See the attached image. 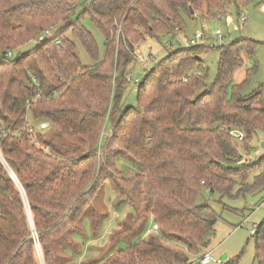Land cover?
Instances as JSON below:
<instances>
[{
  "label": "trees",
  "instance_id": "1",
  "mask_svg": "<svg viewBox=\"0 0 264 264\" xmlns=\"http://www.w3.org/2000/svg\"><path fill=\"white\" fill-rule=\"evenodd\" d=\"M243 1L0 0V264L74 261L68 253L80 248L72 249L70 235L80 232L87 210L97 232L94 199L104 183L186 253L141 237L90 264H189L217 221L203 192L222 201L264 188V156L241 164V151L264 139V88L244 92L253 69L233 81L256 41L167 43V56L138 85L136 104L121 108L140 44L170 38L179 45L174 37L186 21L220 19ZM85 18L104 38L102 55ZM75 42L92 66L79 61ZM211 51L218 59L207 83L201 56ZM107 120L112 130L103 138ZM119 158L136 165L132 178L118 171ZM252 239L254 261L264 264V220Z\"/></svg>",
  "mask_w": 264,
  "mask_h": 264
},
{
  "label": "rangeland",
  "instance_id": "2",
  "mask_svg": "<svg viewBox=\"0 0 264 264\" xmlns=\"http://www.w3.org/2000/svg\"><path fill=\"white\" fill-rule=\"evenodd\" d=\"M237 5L238 8L234 5L229 6L226 14L220 19L206 21L205 18L196 17L194 20L186 21L187 26L184 32L178 33L175 35L176 38L174 37L179 45L170 38L160 41L146 39L140 44L137 49V58L129 66L121 108L125 109L136 104L138 85L142 82L145 74L167 56L169 50L167 43H170L174 49L190 48L193 45L188 42L193 40L196 31L204 33L203 39L198 41L197 45H205L211 48L247 38L256 41L253 57L249 59L243 55V65L235 70L233 81L235 84L242 82L246 71L253 69L254 73L251 75L244 92L250 93L259 87L264 88V0H244L238 2ZM239 13H242L247 19L245 24L239 23ZM202 24L204 25L203 28ZM81 25L94 37L99 53L102 55L104 43L102 34L90 24L87 18L81 21ZM59 27L60 25L54 30ZM216 29L222 32L220 39L214 33ZM34 45V42L28 43L20 47L16 53L29 51ZM75 45L76 56L82 65L92 66L93 62L81 44L75 42ZM201 57L208 69L207 83H210L216 75L218 54L211 51ZM192 74L197 75L196 72ZM30 124L29 126L32 128V123ZM45 126L47 127V124ZM104 128L105 130L101 134L105 135L103 138L112 130L111 121L107 120ZM261 141L264 139L254 138L249 145L248 152L241 151V164L248 162L250 164L260 156H264V150L260 147ZM116 166L124 178H132L137 171L135 164L121 158L117 161ZM203 197L216 213L217 221L213 231L207 237L208 246L198 254L189 257L195 259L205 252H210L216 260L212 264H231L232 262L235 264H256L251 230L264 220V188L255 193L233 199H222V201L217 194L208 195L203 192ZM94 208L99 221L97 232L93 231L91 210H87L79 225L80 232L70 235L72 249L80 248L78 254L69 251L68 257L76 258L70 264H90L94 259L126 249L141 237H155L162 243L165 242L163 244L166 246L180 253H186L183 246L166 242L160 229L156 233L151 232L153 222L144 215L143 208L135 210L126 201L121 200L108 183H104L98 188L94 199Z\"/></svg>",
  "mask_w": 264,
  "mask_h": 264
},
{
  "label": "built area",
  "instance_id": "3",
  "mask_svg": "<svg viewBox=\"0 0 264 264\" xmlns=\"http://www.w3.org/2000/svg\"><path fill=\"white\" fill-rule=\"evenodd\" d=\"M238 21H239L240 24H245L247 22V19L242 15V13H239V15H238ZM203 27H204V25L202 24V28ZM214 33L217 36V38L220 39L222 37V32L219 29H216ZM49 35L50 34L48 32H45L43 35L40 36L39 40H44L47 37H49ZM203 37H204V33L203 32L196 31L194 33L193 40H190L188 43H190V45L196 46L197 45V42L200 41V40H202ZM8 56H11V53H8ZM230 134L233 137H235V139L238 142H241L243 140V133L242 132L232 131V132H230ZM254 229L255 228H252V230H251V233L252 234L254 233ZM157 231H158V226L155 223H153L152 226H151V232L156 233ZM34 243H35V246H36V248L38 250V245H37L36 239L34 240ZM215 261L216 260L212 257V255H211L210 252H205L200 257H198L197 259L191 261L189 264H212Z\"/></svg>",
  "mask_w": 264,
  "mask_h": 264
},
{
  "label": "water",
  "instance_id": "4",
  "mask_svg": "<svg viewBox=\"0 0 264 264\" xmlns=\"http://www.w3.org/2000/svg\"><path fill=\"white\" fill-rule=\"evenodd\" d=\"M260 147L262 148V150H264V141L260 142ZM26 213H27V216H28V220H29L30 226L33 228V223H32V219H31V216H30L28 208H26Z\"/></svg>",
  "mask_w": 264,
  "mask_h": 264
}]
</instances>
